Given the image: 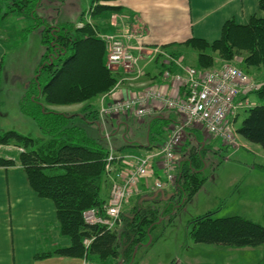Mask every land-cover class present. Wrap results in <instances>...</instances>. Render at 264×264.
I'll return each instance as SVG.
<instances>
[{
  "label": "trees",
  "instance_id": "1",
  "mask_svg": "<svg viewBox=\"0 0 264 264\" xmlns=\"http://www.w3.org/2000/svg\"><path fill=\"white\" fill-rule=\"evenodd\" d=\"M110 1L114 0H92L90 17L98 19L102 12L113 10L105 4ZM3 2L8 12L1 15L3 11L0 9V24L9 17L8 14L32 19L30 32L43 23L37 16L41 0ZM259 7L264 13V0H259ZM99 31L97 25L89 22L82 27L74 24L48 26L43 31L45 54L20 104L21 112L37 123L41 136L33 138L16 131L0 132V145L22 148L17 161L0 159V167L20 164L35 192L55 203L61 233L71 241L70 247L57 251L58 255L87 258L96 264H120L121 261L122 264H133L135 251L150 245L151 231L165 216L172 217L176 209L182 208L202 187L205 152L193 150L194 145L200 142L198 135L194 142L184 137L182 144L185 147L183 145L180 151V146L177 150L181 159L175 192L164 198L158 194L167 205L163 211L148 207L137 208L129 216L123 212L122 227L115 232L84 222L85 211L102 209L108 203L114 178V173L107 170L110 150L74 124L77 117L88 124L98 122L99 111L89 105L81 114H69L54 111L51 107L86 103L116 85L117 79L107 67L106 43L99 37ZM185 45L194 56L190 63L199 70L213 69L221 61H232L240 54L245 57L244 66L264 70V16L253 17L244 26L229 21L221 38L214 43L191 39ZM186 60L189 63L191 59L187 56ZM238 67L247 73L245 67ZM253 94L259 103L245 111L237 133L244 141L264 149V82ZM171 131L170 119L154 118L149 125L148 149L152 151L162 147ZM186 131L189 132L188 129ZM153 197L154 203H158L155 194ZM189 228V234L198 244L230 247L264 245V226L244 217L214 218L210 213L194 219ZM85 240H92L88 249L84 246ZM48 257L51 256H38L41 259Z\"/></svg>",
  "mask_w": 264,
  "mask_h": 264
},
{
  "label": "crops",
  "instance_id": "2",
  "mask_svg": "<svg viewBox=\"0 0 264 264\" xmlns=\"http://www.w3.org/2000/svg\"><path fill=\"white\" fill-rule=\"evenodd\" d=\"M105 4L113 10L102 12L98 19L90 17L91 13L88 12L87 21L98 26L100 35L116 36L130 45L140 61L137 72L125 73L121 69L113 71L117 79L116 85L109 92L93 98L98 104L95 109L98 111L113 102L139 96L148 88L162 85L166 87L167 93L176 95L177 92L170 81L164 80L163 73L169 68L176 71V62L189 66L186 59L192 51L188 52L186 42L201 39L214 43L221 38L229 21L244 26L249 24L253 17L264 16L259 7V0H114ZM8 50L10 49L6 47L5 42L0 39V132L16 131L8 129L2 121L14 117L18 123L22 121L18 116V113H21L20 104L39 69L36 67L39 66L38 63L32 66L34 72L32 71L31 77L18 73L19 71L12 68V63L5 60ZM88 102L77 104L82 105L80 111L65 113L81 114L83 109L90 105ZM124 115L127 114L109 116L113 119L111 122L118 124V130L125 126L120 120ZM156 117L170 119L172 131L178 126H183L184 118L181 115L160 105H155L153 114L145 118H152L151 122ZM145 118L139 119L140 123L144 124ZM100 121L105 125V119L100 117L99 121L94 123L99 128ZM193 127L195 126L185 127L186 140L194 142L198 133L212 137L201 126H196L198 133L192 131ZM148 142L147 133L146 143L130 141L125 146L129 150L111 152L124 159L125 166H131V158L142 157L151 151L148 149ZM21 152L22 148L0 145V159L17 161ZM158 176L162 174L157 168L148 181L152 184ZM145 188L146 186L141 184L138 195H141ZM171 189L175 192V187H170L163 193L169 194L167 197H170L174 193H170ZM157 193L162 196V192H153ZM70 246V239L61 233L55 203L35 192L25 169L20 164L0 167V264H83L81 258L62 257L57 254L58 250ZM45 254L51 257L38 258L39 255Z\"/></svg>",
  "mask_w": 264,
  "mask_h": 264
},
{
  "label": "rangeland",
  "instance_id": "3",
  "mask_svg": "<svg viewBox=\"0 0 264 264\" xmlns=\"http://www.w3.org/2000/svg\"><path fill=\"white\" fill-rule=\"evenodd\" d=\"M1 8L3 11L1 15L8 12V7L3 0H0ZM91 8L92 0H41L37 16L43 20V23L31 32L32 19L8 14L9 17L0 24L2 41L3 43L5 41L8 49H12L8 50L6 62H11L12 68L19 71L18 73L31 77L32 71L34 72L32 66L38 63L39 66H36L38 69L45 54L42 35L46 27H60L64 24L79 26L81 21L83 24L87 23ZM99 37L103 38L104 35L99 34ZM106 50L108 56L110 49L107 45ZM188 58L191 59L189 66L193 67L194 65L190 62H193L194 56L189 55ZM244 58L243 54L237 55L232 61H221L214 69L224 65L243 66L247 69L250 79L260 88L264 82L263 68L244 66ZM195 68L198 69L196 66ZM248 99L251 107L259 103L253 93L249 94ZM87 104L92 105L93 109L98 107L95 99ZM51 108L60 113H75L81 110L82 105ZM245 110L247 108L239 111L237 115L234 123L236 130L240 128L245 118ZM18 116L22 119L19 123L14 117L3 120V125L8 129H15L22 135L33 138L41 136L40 129L33 119L23 115L22 112L18 113ZM103 119H105V125L100 121V128L96 124H88L80 117L74 120V124L85 129L90 138L97 140L110 151L127 150L128 147L125 148V146L130 141L146 143L148 124L152 118H145L142 124L135 116L124 115L120 120L125 123V126H122L120 130H118V124L111 122L113 119L109 116ZM193 128L192 131L199 132L196 126ZM198 136L200 142L194 145L193 150L205 152L204 168L201 173L204 180L202 187L182 208L176 209L172 217L165 216L163 221L161 220L151 231L150 245L137 251L133 264H262L264 262V245L230 247L198 244L189 234L191 222L210 213L214 218L244 217L264 226V149L260 145L244 141L239 135H237V143L232 145L203 133H198ZM183 145L185 147V144H182L180 151L183 150ZM114 167L117 168L118 165L114 164L113 169ZM148 182L151 184V181ZM173 192L174 190L170 193ZM155 197L158 203H154L152 199L153 192L145 188L141 195L134 197L124 207V214L129 216L134 214L137 208L147 209L148 207L163 211L167 205L163 199L161 201L160 195L155 194Z\"/></svg>",
  "mask_w": 264,
  "mask_h": 264
},
{
  "label": "built area",
  "instance_id": "4",
  "mask_svg": "<svg viewBox=\"0 0 264 264\" xmlns=\"http://www.w3.org/2000/svg\"><path fill=\"white\" fill-rule=\"evenodd\" d=\"M82 26L81 23L78 27ZM102 39L110 49L107 56L108 69H121L125 73L138 71L140 60L130 45L116 36H104ZM176 65V71L166 69L163 73L164 80L170 81L176 95L167 93L166 87L162 85L148 88L139 96L128 97L100 109L101 119L123 114L144 119L153 114L155 105H160L177 112L184 118V122L183 126L173 129L162 147L142 157L131 158V166H119L117 163H123L124 159L110 151L107 170L114 173L110 197L102 209L92 208L84 212L83 218L87 225L99 226L109 232L118 231L122 227L124 207L140 193L141 184L154 193L175 187L181 159L177 150L184 139L186 126H201L209 135L225 144L237 143L235 120L239 111L251 107L248 96L258 91V85L244 70L233 65L206 70L177 62ZM114 164L118 167L113 169ZM157 168L162 176L150 184L148 179ZM91 243L92 240L84 241L86 249ZM83 264L96 263L84 258Z\"/></svg>",
  "mask_w": 264,
  "mask_h": 264
},
{
  "label": "water",
  "instance_id": "5",
  "mask_svg": "<svg viewBox=\"0 0 264 264\" xmlns=\"http://www.w3.org/2000/svg\"><path fill=\"white\" fill-rule=\"evenodd\" d=\"M160 193V192H159ZM158 194V193H157ZM162 196L164 197L165 196V194L162 192ZM151 243V240L149 241V243H148V245ZM136 253H137V250L135 251V253H134V257H135V255H136Z\"/></svg>",
  "mask_w": 264,
  "mask_h": 264
}]
</instances>
